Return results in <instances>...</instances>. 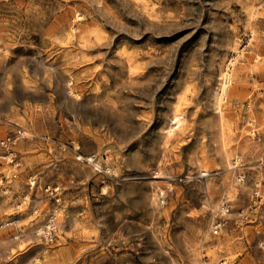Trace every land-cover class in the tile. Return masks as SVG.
I'll use <instances>...</instances> for the list:
<instances>
[{
  "label": "rangeland",
  "instance_id": "1",
  "mask_svg": "<svg viewBox=\"0 0 264 264\" xmlns=\"http://www.w3.org/2000/svg\"><path fill=\"white\" fill-rule=\"evenodd\" d=\"M6 137L0 264H264V0H0Z\"/></svg>",
  "mask_w": 264,
  "mask_h": 264
},
{
  "label": "bare ground",
  "instance_id": "2",
  "mask_svg": "<svg viewBox=\"0 0 264 264\" xmlns=\"http://www.w3.org/2000/svg\"><path fill=\"white\" fill-rule=\"evenodd\" d=\"M230 64V63H229ZM230 65H233V62H231V64ZM226 75V74H225ZM229 83V78L226 80V81H224V83L222 84V86H221V92H222V94H223V92H225V89L227 88V84ZM222 94H220V100H219V105H220V103L222 102L221 101V95ZM173 118H175L174 120H173V122H172V125H175V124H179L180 123V119L181 118H178L177 117V115H175ZM172 125L170 126V129H169V131L168 132H170L171 133V131H172ZM176 126V125H175ZM177 127V126H176Z\"/></svg>",
  "mask_w": 264,
  "mask_h": 264
},
{
  "label": "built area",
  "instance_id": "3",
  "mask_svg": "<svg viewBox=\"0 0 264 264\" xmlns=\"http://www.w3.org/2000/svg\"><path fill=\"white\" fill-rule=\"evenodd\" d=\"M12 143H14L12 137H6L5 139H3V140L0 141V144H1L2 146H4V147L7 146V145H10V144H12ZM93 160H94V158L92 157V159H90V161L93 162Z\"/></svg>",
  "mask_w": 264,
  "mask_h": 264
}]
</instances>
